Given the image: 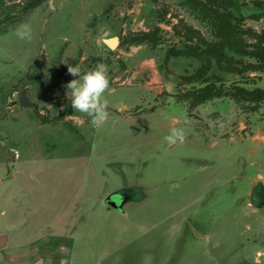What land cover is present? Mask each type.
<instances>
[{
    "label": "rangeland",
    "instance_id": "obj_1",
    "mask_svg": "<svg viewBox=\"0 0 264 264\" xmlns=\"http://www.w3.org/2000/svg\"><path fill=\"white\" fill-rule=\"evenodd\" d=\"M30 1L0 0V236L19 248L7 254L24 264H264V204L251 201L264 185V104L250 112L220 98L189 113L172 95L200 62L163 64L185 25L208 41L250 43L264 30V0H46L24 13ZM25 22L31 42L15 35ZM102 30L113 49L103 51ZM225 53L239 68L255 63ZM98 63L110 79L100 130L65 95L77 78L69 65ZM208 76L264 89L263 72L228 73L215 60ZM20 93L35 106H19ZM173 127L183 144L164 141Z\"/></svg>",
    "mask_w": 264,
    "mask_h": 264
},
{
    "label": "trees",
    "instance_id": "obj_2",
    "mask_svg": "<svg viewBox=\"0 0 264 264\" xmlns=\"http://www.w3.org/2000/svg\"><path fill=\"white\" fill-rule=\"evenodd\" d=\"M45 1L31 0L23 7V12L25 13L30 9H34ZM230 1L233 2V0ZM255 3L259 6L264 4L258 1ZM209 12L219 13L218 10L212 11L211 9H209ZM227 14L233 17L230 12H227ZM229 26V21H226L222 25V29H227ZM158 29V27L154 28L155 31ZM184 30L185 43L182 44V48H171L167 50L163 64L168 63L170 58L191 57L197 59L200 62V66L192 74L179 77L180 81L176 86L177 90L172 95L175 102L185 105L188 112L192 113L196 107L205 102L213 99L228 98L244 110L257 112L264 104V89L259 87L247 89L240 85L239 82L225 86L220 76L209 77L208 72L211 69L212 61L215 60L217 67L224 72L237 73L239 75L257 71L264 73V30L260 33L251 32L250 30L249 32L253 33V41L250 43L234 42V44H226L218 40L208 41L202 36L201 32L191 26L185 25ZM150 34H152L151 31L140 32V35L146 37H149ZM137 41L139 44L143 40ZM225 49L233 51L240 56L253 58L255 63L244 64L240 61L239 64L243 66L239 68L233 63V58L225 53ZM41 57L44 60V56L41 55ZM198 81L200 82L198 86L182 89L183 86L191 85Z\"/></svg>",
    "mask_w": 264,
    "mask_h": 264
},
{
    "label": "clouds",
    "instance_id": "obj_3",
    "mask_svg": "<svg viewBox=\"0 0 264 264\" xmlns=\"http://www.w3.org/2000/svg\"><path fill=\"white\" fill-rule=\"evenodd\" d=\"M15 35L21 41L31 42L33 39L32 26L27 22L18 25ZM67 72L71 76L77 77L65 85L67 89L66 98L70 100L75 113L86 116L94 129H102L110 119L109 100L105 95L110 92L107 66L98 63L95 67L82 73L78 64L69 65ZM185 140L186 133L182 127L171 128L164 137V141L169 146L183 144Z\"/></svg>",
    "mask_w": 264,
    "mask_h": 264
},
{
    "label": "crops",
    "instance_id": "obj_4",
    "mask_svg": "<svg viewBox=\"0 0 264 264\" xmlns=\"http://www.w3.org/2000/svg\"><path fill=\"white\" fill-rule=\"evenodd\" d=\"M103 12H104V10L101 12V14H103ZM101 18V17H100ZM100 18H98L97 19V21H96V24H95V26L97 25V22H98V20L100 19ZM95 19V18H94ZM92 21H93V19H92ZM106 21H107V19H106ZM94 23V22H93ZM120 29V28H119ZM102 32H103V30H102ZM109 35V32L108 31H104L103 32V37L101 38V41H102V43H104L105 45H103V47H104V49H103V51H108V49H113V48H109L108 46H107V44H106V40L104 39L105 37H107ZM108 39H112V38H108ZM102 50L100 51V54H102V52H103ZM80 54H85L84 52H83V49H81V52H80ZM79 54V55H80ZM11 151H6V155H7V162H9V163H14L15 162V160L17 159V151H16V149H14V148H11L10 149ZM10 244H9V239H8V237L6 236V235H2V236H0V251H6V253L5 254H3V256H1L0 257V264H24L23 262H22V260H18V258H16V256H13L12 254L9 256L8 254H7V250L8 249H10ZM11 249H16V250H18L17 248H13V247H11ZM25 251H29V253L30 254H32L33 252H35V250H32V248H28V249H25ZM32 261V263L33 264H37V263H35L34 262V260L32 259L31 260Z\"/></svg>",
    "mask_w": 264,
    "mask_h": 264
},
{
    "label": "water",
    "instance_id": "obj_5",
    "mask_svg": "<svg viewBox=\"0 0 264 264\" xmlns=\"http://www.w3.org/2000/svg\"><path fill=\"white\" fill-rule=\"evenodd\" d=\"M117 41L116 39L112 38L106 41V44L109 48H114ZM18 104L24 108H33L35 104L29 101L24 93H20L18 95ZM252 205L255 208H260L264 204V185L261 183H257L253 190L251 196Z\"/></svg>",
    "mask_w": 264,
    "mask_h": 264
}]
</instances>
